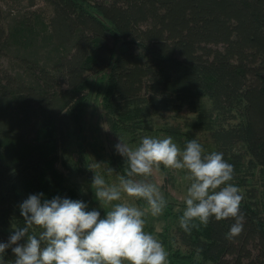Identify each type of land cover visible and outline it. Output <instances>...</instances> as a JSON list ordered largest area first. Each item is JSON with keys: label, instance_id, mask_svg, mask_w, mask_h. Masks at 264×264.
<instances>
[{"label": "trees", "instance_id": "trees-1", "mask_svg": "<svg viewBox=\"0 0 264 264\" xmlns=\"http://www.w3.org/2000/svg\"><path fill=\"white\" fill-rule=\"evenodd\" d=\"M40 2L0 0V242L29 195L86 203V162H62L69 175L58 163L98 102L113 135L196 139L234 167L242 234L213 218L189 235L185 203L167 200L156 236L169 264H264V0Z\"/></svg>", "mask_w": 264, "mask_h": 264}, {"label": "clouds", "instance_id": "clouds-1", "mask_svg": "<svg viewBox=\"0 0 264 264\" xmlns=\"http://www.w3.org/2000/svg\"><path fill=\"white\" fill-rule=\"evenodd\" d=\"M115 147L128 166L118 183L109 184L97 174L98 164L89 166L95 172L91 187L106 216L101 218L95 209L88 211L81 200L56 196L42 201L43 193L29 195L19 205L24 226L16 227L7 242H0V264H8L4 256L9 248L14 264H169L163 243L145 231V217L161 216L168 204L160 187L149 179L161 166L183 170L191 181L184 197L186 208L179 217L185 233L207 227L214 218L233 221L227 239L242 234L243 195L231 183L234 167L222 152L205 154L196 139L186 141L181 149L171 136H144L134 148L119 136ZM106 171L108 176L114 172L111 167ZM125 197L143 201L146 207L129 203ZM25 238L27 242L20 243Z\"/></svg>", "mask_w": 264, "mask_h": 264}, {"label": "rangeland", "instance_id": "rangeland-1", "mask_svg": "<svg viewBox=\"0 0 264 264\" xmlns=\"http://www.w3.org/2000/svg\"><path fill=\"white\" fill-rule=\"evenodd\" d=\"M36 1L39 5H42L40 0ZM202 102L205 103L206 101L202 100ZM167 120L168 122L180 121L179 118L172 119L171 116H168ZM154 122L156 126L161 125L160 121L157 119H154ZM119 136L133 148L140 143L141 138L144 136L166 138V136L160 134L158 131H155L150 135L142 136L139 134L129 133L113 135L104 122L103 110L97 102L90 104L87 108L81 133L76 136V139H74L73 142L65 148V150H63L61 153V163H58V167L65 174L69 175L65 169V165L69 164L70 159L75 160V162L83 160L86 162L84 172H82L81 176L77 178V182L80 183L82 187V193L88 205L87 210H98L101 213V218L106 216L107 210L104 209L99 200H97L91 184L95 172L103 176L109 184L118 183V177L120 175H126L128 166L124 162L125 158L117 152L115 147L119 142ZM197 137L198 139H203V134L199 133L197 134ZM62 162H65L64 166ZM94 163L98 164L95 172L89 167ZM109 167L114 170L111 176H108L106 171ZM168 172L169 175L164 174L161 168L159 172L155 173L154 176L149 179L160 187L166 200L184 202L187 188L191 183V181L187 178V173L183 170L179 172L168 170ZM137 179L141 178L138 177ZM74 180L76 181L75 178ZM125 199H128L129 203H135L141 208L146 207L145 202L133 201L127 197H125ZM145 220V231L154 234L155 236L157 232L163 230L164 227L169 224V221L164 218L163 214L159 217L147 215Z\"/></svg>", "mask_w": 264, "mask_h": 264}]
</instances>
